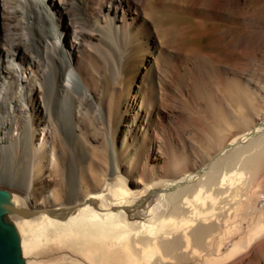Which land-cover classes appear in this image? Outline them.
<instances>
[{
    "label": "bare ground",
    "instance_id": "6f19581e",
    "mask_svg": "<svg viewBox=\"0 0 264 264\" xmlns=\"http://www.w3.org/2000/svg\"><path fill=\"white\" fill-rule=\"evenodd\" d=\"M152 1L0 0V159L25 163L28 179L0 171V184L25 193L1 190L40 212L21 227L47 264H264V60L254 51L264 12L251 0H166L212 46L244 56L232 67L222 52L180 48ZM241 25L253 31L234 40ZM96 61H112L125 86L131 113L117 124L92 89ZM86 108L109 139L110 175L74 204H35L33 179L63 170L60 134L97 162L78 146ZM76 159L61 175L72 193L84 183Z\"/></svg>",
    "mask_w": 264,
    "mask_h": 264
},
{
    "label": "rangeland",
    "instance_id": "374dc122",
    "mask_svg": "<svg viewBox=\"0 0 264 264\" xmlns=\"http://www.w3.org/2000/svg\"><path fill=\"white\" fill-rule=\"evenodd\" d=\"M152 2L153 3L156 2L155 4L162 5L163 10H160L158 15H156L157 17H159L157 19L160 23H162L163 27L167 30L166 32L169 34L170 38L172 40L175 39L173 41L176 44H178L180 48H198L200 53L204 55L222 52L221 55L222 64L224 65L230 64L232 67L235 66L236 61H241V62L245 61L243 55H237V54L232 55L226 46H217V45L212 46L211 43L212 40L214 39L213 36H199L200 28L196 25L193 16H188L184 12L172 11L166 8L164 9V7L167 6L166 0H153ZM263 5H264V0H262V2L260 0H251V4H250L251 7H255L256 10H258V13L260 15L264 12V10L262 9ZM228 10L232 11V13L237 17L241 16L239 15L238 5L229 6L228 4L227 11ZM260 15H258V18L260 17ZM259 20L260 19L257 20V23H259ZM209 21L211 22V24H213V21L211 19H209ZM187 27H192V28L188 31L183 32L182 30ZM224 27L228 29L230 26L226 22L224 23ZM168 29L170 31H168ZM252 31L253 29H251L250 27L241 25V27H239V29L234 32L233 39L235 40L236 37L241 36L245 33H248L249 35L250 32ZM173 35L175 36V38ZM254 51L257 55L256 57L258 61H263L264 31H261V29H257V28L255 30ZM204 61L212 66H214L216 63V61L212 58L211 59L204 58ZM97 62L98 61H96V64L100 68V70L94 73L95 82L94 85H92V89H94L97 92L101 104L110 111L114 124H117L118 118L121 114H125L127 116L129 115V113H131L127 106L128 99L125 94V86L121 85L123 83L121 79L118 78L117 71H115L116 67L112 61H107L106 64H103L101 62L97 63ZM138 85H136L134 89H137ZM220 87L223 91H226L225 97L229 101L234 98L236 94V90H234V88H230L231 85L230 83H228V81H224L222 86ZM196 98L200 99L201 96L196 95ZM207 100L208 99L205 98V101ZM255 106L257 107L259 113L264 110V106L262 105L256 104ZM85 112L86 115L85 117H83L84 127L82 128V131L80 133L81 136L78 142V146H81L82 144L81 142H84V144L87 145V152L88 155L90 156V159L92 157L97 159V162H95L96 164L94 163L93 168H91L89 167L90 161L87 162L83 158L79 156H75V154H77V149L72 147V145L67 141L66 137L63 134H60V142H59L60 147L58 150L65 151V154L60 157L61 161H63V165H62L63 170L57 171L51 168L47 175L49 180H47V183L45 182V184H44L45 178L39 180L35 178L33 179V189L36 193L33 194L32 199L35 204L41 205L44 208L48 206L54 207L63 204H74L76 202L83 200L89 193L96 191V189L97 190L100 189V187L103 186L107 177L110 175L112 170L111 167L112 155L109 146V139L108 137L103 138L104 132L101 129V126L91 120L93 113L89 110V108H86ZM218 119L220 122L222 123L224 122L223 115L221 112L219 113ZM199 140L204 145V147L209 148V146L205 144V141L203 140L202 136L199 137ZM75 159L80 167V176L81 179L84 181V183L82 186H80L77 193H72L69 183L64 182L61 175L67 174L69 163L75 162ZM191 163L192 162H190V164ZM26 169H27V165L25 163H22L18 165L17 168H15L13 165H10L9 163L4 164L3 161H1L0 159L1 173L3 172L4 174L7 175L9 173L10 175L12 174L13 176H15L17 179L28 181L26 177ZM135 179L138 181L142 180L141 178H135ZM43 188H45L44 191ZM1 189H5V190L14 189L16 191L25 193L24 190L4 184H0V190ZM53 191H55L56 194L55 196L50 197V192L52 193ZM59 264H69V263H59Z\"/></svg>",
    "mask_w": 264,
    "mask_h": 264
},
{
    "label": "water",
    "instance_id": "95a60500",
    "mask_svg": "<svg viewBox=\"0 0 264 264\" xmlns=\"http://www.w3.org/2000/svg\"><path fill=\"white\" fill-rule=\"evenodd\" d=\"M40 214L17 194L0 190V264H47L39 250H30L21 222ZM54 216L53 213H49Z\"/></svg>",
    "mask_w": 264,
    "mask_h": 264
}]
</instances>
